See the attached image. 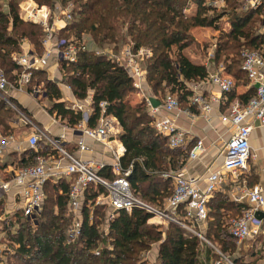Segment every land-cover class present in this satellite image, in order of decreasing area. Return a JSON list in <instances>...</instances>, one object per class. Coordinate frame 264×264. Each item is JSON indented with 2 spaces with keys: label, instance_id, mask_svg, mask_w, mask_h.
<instances>
[{
  "label": "trees",
  "instance_id": "1",
  "mask_svg": "<svg viewBox=\"0 0 264 264\" xmlns=\"http://www.w3.org/2000/svg\"><path fill=\"white\" fill-rule=\"evenodd\" d=\"M19 1L0 0V67L10 81L14 78L13 71H19L10 54L19 51L23 39L32 43L33 51H42L41 26L18 17ZM35 1L50 7L55 3L61 7L70 5L71 18L58 29L57 37L71 35L75 39H84L85 33L89 38L84 39L87 47L78 52L75 61L60 62L61 76L75 97L81 98L90 91L88 125H93L99 114L98 101L106 102L104 112L115 116L121 127L118 137L124 151L120 161L122 166L131 164L127 176L131 190L143 202L161 209L172 190L171 177L161 174L180 167L190 147L187 145L191 144L169 147L166 137L153 127L151 115L143 102L132 101L133 86L126 69L104 54L95 53L94 49L111 44L115 50L126 41L131 42L133 49L138 46L148 48L150 54L144 57L143 64L151 92L160 98L169 86L170 91H176L179 104L184 106L179 97L187 98L190 94L184 81L197 80L208 73L207 66L201 60L192 59L187 52L189 49L205 56L204 46L208 43L195 40L192 29L211 26L221 34L223 39L214 42L208 59L212 65L222 64L223 72L229 73L237 84L245 80L240 68L241 48L264 47V30L257 32L252 28L255 20L262 19L264 4L243 9L241 0H225L227 6L217 12L207 0ZM190 3L194 4V10L187 14L185 9ZM222 15H226L228 23L224 28L217 20ZM35 83H41L45 91L49 112L64 117L68 125L79 120V111L65 107L57 100L60 90L41 68L32 69L27 89ZM252 94L249 89L236 97L245 103ZM225 95L230 100L234 97L231 91ZM12 113V108L0 98L3 127H7L6 119ZM34 154L30 152L31 156ZM67 187L64 178L46 182L42 209L34 224L16 221V227L10 230V223L2 222L12 251L4 253L1 264H213L218 258L208 244L181 226L172 222L160 226L148 223L150 214L141 206H133L128 212L119 210L108 221L104 234L99 228L103 221V205H92L89 219L91 206L84 201L80 233L72 242L66 243L65 227L69 221L65 205ZM101 191V185L88 186L85 200L92 203ZM239 213L238 203L230 201L225 193L214 191L207 200V217L201 235L229 256L233 264H259L254 252L249 253L248 259H241L244 254L233 256L235 242L227 232L226 220ZM181 214L182 205L178 208V215ZM104 241L106 244L98 247ZM152 245H155L154 254L151 258L149 255L145 257Z\"/></svg>",
  "mask_w": 264,
  "mask_h": 264
},
{
  "label": "built area",
  "instance_id": "2",
  "mask_svg": "<svg viewBox=\"0 0 264 264\" xmlns=\"http://www.w3.org/2000/svg\"><path fill=\"white\" fill-rule=\"evenodd\" d=\"M262 3L264 0H241L240 7L243 9L256 8ZM55 6L61 13V19L52 21L50 18L52 7L49 5L37 3L35 0L18 2V17L22 20L36 22L41 26L42 51L40 53L33 51V47L29 45L30 42L23 39L19 51H13L10 54L12 61L19 67V71H13L12 81L7 78L0 67V98L12 108L16 118L31 128L25 137L27 148H35L37 142L42 140L50 150L47 155L38 153L32 162L12 169L6 178L0 177V191L6 192L11 184L14 186L11 189V195L17 202L16 208L19 210L20 221L25 220L34 224L42 209L45 183L48 180L55 182L60 178H67L65 205L69 221L65 227L66 243L72 242L80 233L81 208L84 201L86 205L91 206L89 219L92 205H103V221L99 228L104 234L107 233L108 221L119 210L128 212L133 206H141L150 214L148 223L172 222L209 244L218 254L213 264H233L229 256L221 253L201 235V227L205 224L207 217V200L222 182L230 181L229 197L241 205L239 215L227 218V232L235 244L239 245L247 240L257 243L253 250L257 255L258 263L264 264V223L262 217L256 216V213L263 211L264 208L263 188L258 183L247 184L245 179L241 178V174L247 171V160L251 157L250 130L254 124L264 127V47H243L240 50V68L244 71L248 84L253 88V94L245 103H241L237 98L229 100L226 108L218 113L219 120L227 125L229 131L219 152L221 155L219 165L212 167L209 164L201 175L189 174L184 163L176 169L162 172V176L171 177L172 190L165 198L162 208L155 209L142 202L131 190L127 178L131 164L122 166L120 156L124 151V146L119 137L115 136L118 131V120L115 116L104 112L106 104L104 100L98 101L100 111L93 125L86 123L91 111V106L88 104L91 101L89 94L83 96L81 102L71 101L67 107L81 114L79 120L70 127L76 132L77 148L79 150L89 149L84 142V138L89 137L108 147L110 152L108 162L79 157L66 150L64 131L60 130L51 136L42 132L13 102L7 92L9 88L23 89L29 81L32 69L43 67L50 54H54L59 64L60 62L67 64L75 61L78 52L87 47L84 39H75L71 35L57 37L58 27L55 22H60L59 27H63L71 16L68 7ZM261 24L264 30V20H261ZM94 52L104 54L126 69L133 89L140 95V101L151 115L153 127L166 137L167 145L169 147L184 145L187 140V131L175 122V116L180 112L188 115H192L193 112H188V107L182 108L173 93L167 92L157 98L151 92L146 82L143 64V59L150 54V50L143 46L133 49L131 42H125L115 50L112 46H101L95 48ZM208 54L211 55V49ZM209 85L214 88H208ZM234 85L232 76L217 66L203 78L184 81L185 88L190 90L187 103L192 105L204 119L209 120L212 106L219 104L222 98L226 100L225 94L231 91ZM29 91L32 94H38L40 91L38 84H33ZM152 97L158 100L157 104L151 103L150 98ZM11 139L10 134H0V148ZM202 149V141L198 138L189 147L185 161L195 158ZM104 166H107L109 171L107 176L100 173V169ZM90 185H101L103 188V191L95 195L92 203L85 200V190ZM181 205L182 214L178 215V208ZM4 219L0 217L1 221ZM11 222L10 230H13L17 223ZM8 244L7 238L0 235V264L4 253L10 251ZM94 253L97 254L98 251L95 250Z\"/></svg>",
  "mask_w": 264,
  "mask_h": 264
},
{
  "label": "crops",
  "instance_id": "3",
  "mask_svg": "<svg viewBox=\"0 0 264 264\" xmlns=\"http://www.w3.org/2000/svg\"><path fill=\"white\" fill-rule=\"evenodd\" d=\"M262 20H264V17H262ZM55 24L57 25L58 29L61 28L59 27L57 22H55ZM210 28L213 31H216V29L211 26L194 27L193 35L194 37H197L194 29H197V31H201L203 29ZM205 32L208 33L209 31ZM208 39L209 36L206 34L201 35V37L198 38V41H208ZM187 52L192 59L201 60L207 66L208 73L216 68V66L212 65V62L207 59L208 55H206V53L205 56L203 55V57L198 53V51L195 53L188 49ZM59 67V62L56 60L54 54H50L47 58L46 64L41 67V69L44 70L45 76L52 80L60 90V97H58L57 100L62 101L65 107H67V105L71 103V101H83V97H75L71 91V88L69 86L67 87L68 83L65 81L63 76H61V70L59 69ZM26 86L27 85L25 84L23 86V89L21 90L9 88L7 92L12 98L13 102L30 118V120L34 122L37 127L41 129L42 132L51 136L62 130L65 132L64 146L69 152L83 158L103 160L105 162L110 161V152L108 150V147L104 144L93 141L89 137L84 138V142L89 146V149L79 150L75 143L76 132L70 128L71 125H68L65 122L64 117L56 115L54 111L49 112L47 110V103L49 101L45 97V91L41 87V83H38L40 89L38 94L30 93V89H27ZM208 88L212 89L214 88V86L209 85ZM249 89L253 91V88L250 87L245 78L244 81L238 82L232 88L231 92L234 95L233 98H237L236 96L238 94H241ZM87 94L91 96L90 91ZM131 98L132 101H140V95L134 89L131 93ZM229 100L230 99L228 98L226 100L222 98L219 104H214L212 106L209 120L204 119V117L199 115L196 109L190 105H188L187 107L189 108L188 112H193L192 115L180 112L177 116H175V122L187 131V140L186 143L182 146L187 145V143L192 145L198 138L201 139L203 144V149L195 158L190 159L187 162L184 160L183 162L185 164V169L189 174L201 175L206 169V166H208L209 164L212 165V167L219 165L221 160V155L219 154V152L223 146V143L228 137L229 131L227 130V125L219 120L218 113L226 108L227 102ZM88 104L90 106V103ZM183 108H186V106H183ZM6 126L7 127L5 128L0 123V134H10L12 136V139L0 148L1 178H6L8 176V172H11L12 169L32 162L36 154L41 153L43 155H47L50 152L49 147L42 140H39L37 142L35 148H27L25 137L29 133L31 128L27 125H24L18 118H16L14 116V113H12V115L8 119H6ZM117 130L118 131L115 133V136H118L121 131V127L118 121ZM191 145L187 146L189 147ZM249 146L251 157H249L247 160V171L244 174H241V178H244L247 184L258 183L259 185H261L264 195V127L258 124H254L249 133ZM31 151L35 152L34 156L30 155ZM100 172L102 174H106L105 176L109 175L107 166L102 167L100 169ZM64 179L67 181V178ZM47 182L52 181L48 180ZM230 186V181H224L215 191H221L222 193H225L230 201H232L233 203H238L229 197ZM13 187L14 186L11 184L8 191H0V211L3 210V212L0 213V217L7 218V215L5 213L8 212L6 211H14V213L19 212V210L16 208L17 202L11 195V189ZM238 204L239 206L241 205V203ZM261 213L262 215L260 217H262V221L264 223V208ZM1 227L0 233L2 235L4 230H2ZM244 244L248 247L247 250L249 251V253H253V248L257 245V243H255L254 241L252 242L249 240L244 241Z\"/></svg>",
  "mask_w": 264,
  "mask_h": 264
},
{
  "label": "rangeland",
  "instance_id": "4",
  "mask_svg": "<svg viewBox=\"0 0 264 264\" xmlns=\"http://www.w3.org/2000/svg\"><path fill=\"white\" fill-rule=\"evenodd\" d=\"M207 2L208 3H210L212 6H215V8H216V10H217V12L219 11V10H221L222 8H225L226 6H227V4L225 3V0H207ZM55 5H56V3H55ZM64 7H68V8H70V5L69 4H66V5H64ZM193 10H194V4L193 3H190L187 7H186V9H185V12L187 13V14H190V13H192L193 12ZM220 12V11H219ZM60 12H58V10H57V8H56V6L54 7V5L52 6V8H50V18H52V21L53 20H60L61 19V17H60ZM264 16V14L262 15V17ZM217 20H219V25H220V27L221 28H224V27H226L227 26V22L225 21L226 20V15H222L220 18H218ZM260 20V19H259ZM259 20H255L253 23H252V28L253 29H255V31H257V32H262L263 31V29H262V24H261V20L259 21ZM62 21V20H61ZM58 23H60V22H58ZM193 30V29H192ZM205 31H209L208 33H206ZM58 32V31H57ZM56 32V33H57ZM194 32L196 33V35H197V37H194L195 38V40H197L198 41V38L199 37H201V35H208L209 36V39H208V43L204 46V53H206V55L209 53V50L211 49V53H212V47L215 45L214 44V42L216 41V40H222L223 39V37L221 36V34H219L218 33V31L216 30V31H213L211 28L210 29H203V30H198L197 31V29H194ZM212 32H214V33H212ZM211 33V34H210ZM65 34H67V33H65ZM69 34V33H68ZM67 36H69V35H67ZM83 36L85 37V39L86 40H88V35L87 34H85V33H83ZM219 36H221V37H219ZM210 37H211V39H210ZM126 42H129V41H126ZM123 43H125V42H122L121 44H123ZM210 43V44H209ZM213 43V44H212ZM29 45H31L32 47H33V45H32V43L30 42L29 43ZM120 45V44H119ZM211 45H212V47H211ZM103 46H112L111 44L109 45V44H106V45H103ZM102 46V47H103ZM208 47H209V49H208ZM208 56H211L210 54H208ZM204 57V56H203ZM217 67V66H216ZM218 67H220L221 69H222V64L220 65L219 63H218ZM214 68V67H213ZM216 69V68H215ZM211 72V71H210ZM229 74V73H228ZM230 75V74H229ZM233 78V77H232ZM235 80V79H234ZM169 87V86H168ZM168 87L167 88H165L164 90H163V95L165 94V93H167V92H172L174 95H176V91H170L169 89H168ZM177 96H178V94H177ZM179 99L181 100V103H183L184 104V106H186L187 107V102H188V99L187 98H184V97H179ZM47 105H49L48 103H47ZM180 106H181V104H180ZM182 108H183V106H181ZM10 157H13V156H10ZM142 202H143V200H141ZM145 203V202H144ZM0 212H3V210L2 211H0ZM8 213H5L6 215H7V218H5L4 219V221H7V223H10V225L12 224V222L11 221H20V218H19V216L16 214V213H14V211H7ZM13 213V214H12ZM66 215H68V213H67V211H66ZM68 220H69V216H68ZM4 221H1L0 220V227L1 226H3V224H2V222H4ZM17 223V222H16ZM152 225H166L167 223L166 222H164V223H162V224H154V223H151ZM203 227H204V225H203ZM203 227H201V230H204V228ZM2 228V227H1ZM1 235V234H0ZM2 237H4V238H6V233H5V231H4V234H2L1 235ZM210 243V242H209ZM104 244H106V241H104V242H100L99 244H98V247H100V246H102V245H104ZM211 244V243H210ZM209 245V244H208ZM8 246L10 247V251H8L7 253H9V252H11L12 251V247L10 246V244H8ZM214 246V245H213ZM234 246H235V248H234V250H233V256H235V255H238V254H244V256L243 257H241V259H248L249 258V251L247 250V246H245V244H244V242L243 243H241V244H235L234 243ZM154 251H155V245H152L151 247H150V249L145 253V257H148V255H149V257L151 258V256L154 254ZM241 251V252H240ZM244 251V252H243ZM143 256V257H144Z\"/></svg>",
  "mask_w": 264,
  "mask_h": 264
},
{
  "label": "water",
  "instance_id": "5",
  "mask_svg": "<svg viewBox=\"0 0 264 264\" xmlns=\"http://www.w3.org/2000/svg\"><path fill=\"white\" fill-rule=\"evenodd\" d=\"M150 101H151L152 104H157L158 103V100L153 98V97L150 98ZM261 215H262L261 212L256 213V216H258V217H260Z\"/></svg>",
  "mask_w": 264,
  "mask_h": 264
}]
</instances>
